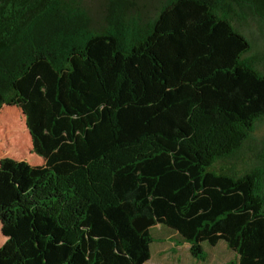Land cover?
I'll list each match as a JSON object with an SVG mask.
<instances>
[{
    "label": "trees",
    "instance_id": "trees-1",
    "mask_svg": "<svg viewBox=\"0 0 264 264\" xmlns=\"http://www.w3.org/2000/svg\"><path fill=\"white\" fill-rule=\"evenodd\" d=\"M103 1L0 0V109L42 159H0V264H148L155 225L264 264V0Z\"/></svg>",
    "mask_w": 264,
    "mask_h": 264
},
{
    "label": "rangeland",
    "instance_id": "rangeland-1",
    "mask_svg": "<svg viewBox=\"0 0 264 264\" xmlns=\"http://www.w3.org/2000/svg\"><path fill=\"white\" fill-rule=\"evenodd\" d=\"M136 6L139 13L142 16H149L154 12L158 0H132ZM84 6L91 15L94 23H98L102 20L104 15V1L103 0H84ZM242 30L249 37L252 44V54L257 58L258 65L260 68L264 69V28H262L255 20L249 19L248 22L242 27ZM10 113V114H9ZM16 116V118L14 117ZM5 117V118H4ZM16 121L25 131V139L22 138L20 148L12 147L10 145V140L12 141L14 137ZM10 127V133L5 132L3 125ZM18 125V124H17ZM5 137V139H4ZM264 138V120L259 123L253 133L254 144L252 146L251 152L247 153L250 156L252 153H256L261 149V141ZM250 146V147H252ZM31 141L28 131L25 127L24 117L21 111L15 107L2 106L0 109V155L1 158H11L14 160H24L30 165H41L42 159L33 154L31 151ZM0 240H4L0 232ZM3 242V241H2Z\"/></svg>",
    "mask_w": 264,
    "mask_h": 264
},
{
    "label": "crops",
    "instance_id": "crops-1",
    "mask_svg": "<svg viewBox=\"0 0 264 264\" xmlns=\"http://www.w3.org/2000/svg\"><path fill=\"white\" fill-rule=\"evenodd\" d=\"M150 234L152 242L149 246L148 264H237V256L223 241L214 246L203 244L204 259L200 261L190 255L189 244L179 242L176 232L155 225L151 227ZM3 239L0 240V246L5 241L4 237Z\"/></svg>",
    "mask_w": 264,
    "mask_h": 264
}]
</instances>
